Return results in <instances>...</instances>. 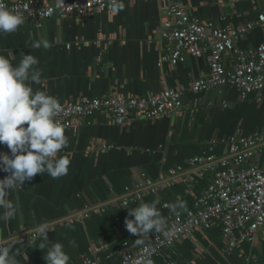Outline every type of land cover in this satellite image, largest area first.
Instances as JSON below:
<instances>
[{"label": "crops", "instance_id": "1", "mask_svg": "<svg viewBox=\"0 0 264 264\" xmlns=\"http://www.w3.org/2000/svg\"><path fill=\"white\" fill-rule=\"evenodd\" d=\"M167 1L134 0L120 11L90 13L83 22L56 17L39 24L29 20L16 32L0 35V52L15 55L14 64L21 52L38 58L42 76L40 83L32 86L34 90L47 91L58 101L113 92L127 97L145 96L167 87L184 89L183 109L172 118H141L118 125L108 115L94 113L89 124L65 129L68 146L60 154L70 155L68 174L53 179L43 173L25 181L9 195L18 209L17 216L0 221L5 241L18 237L10 243L19 264H46L47 248H36L39 239L35 243L21 240L44 221L52 227L49 240L64 245L70 257L68 264H82L81 256L90 254L94 246L115 249L123 242L137 245L136 236L125 227V219L132 218L128 209L158 198L164 217L173 211L169 208L164 213L163 202L179 201L185 208L177 211L191 210L192 195L202 192L209 178L207 174L199 177L197 167L178 172L162 181L156 193L146 194L127 209L121 204L125 190L141 181L142 174L156 180L160 173L167 174L172 168L181 166L186 170L191 158L209 153L214 139L264 133V88L261 100L255 94L242 99L229 85L200 92L187 89L193 80L208 73L209 53L188 56L184 63L174 66H158L161 54L167 52L166 41L159 36ZM182 1L192 15L202 20L223 18L221 25L227 28L264 14V0ZM263 40L264 23L247 32L235 46L254 48ZM37 44L40 47L34 46ZM100 142L112 147L102 151ZM225 149V145L217 144L212 152L221 155ZM0 150L10 153L6 145H0ZM250 161L264 166V149L253 154ZM188 173L192 178L185 183L183 176ZM6 175L0 171V179ZM84 213L89 215L83 217ZM239 233L236 230L235 234ZM225 247L220 230L196 229L190 237L174 244L173 256L177 264H245L244 256L250 254L264 263L260 239L252 244L239 242L229 252ZM97 257L99 264H112L116 259L104 252ZM155 263L165 264L161 257L155 258Z\"/></svg>", "mask_w": 264, "mask_h": 264}, {"label": "built area", "instance_id": "2", "mask_svg": "<svg viewBox=\"0 0 264 264\" xmlns=\"http://www.w3.org/2000/svg\"><path fill=\"white\" fill-rule=\"evenodd\" d=\"M134 0H2L9 8L22 12L25 21L33 20L39 24L42 20L56 17L59 20L71 18L83 22L90 13L114 12L122 4L123 8ZM163 20L159 28L160 38L166 41L167 52L161 54L158 66L167 63L174 66L184 63L188 56L208 59L209 71L193 80L188 90L200 92L229 85L239 92L241 98L255 94L258 100L263 98L264 88V40L254 48L239 49L236 41L255 26L264 23V14L257 19L235 27L221 25L219 20H202L192 15L182 0H169L162 11ZM184 89L181 86L167 87L145 96H122L117 93L103 94L98 97H78L59 101L60 111L55 119L65 129L89 124L94 113L106 114L118 125L141 118L154 120L172 118L183 109ZM217 144L225 145V152L214 154ZM100 150L112 146L98 143ZM209 153L195 156L185 167L170 169L167 174L160 173L156 180L142 174V180L132 188L125 190L121 204L128 206L137 203L148 193H156L161 182L197 167L199 177L209 175L205 188L199 194H193L191 210L169 211L168 202H163L161 210L169 225L167 235L153 233L144 245H129L123 242L119 248L109 249L99 245L92 247L90 254L81 256L82 264H99L97 254L104 252L114 257L112 264L155 263L161 257L165 264H177L174 260V244L182 238L190 237L194 230H220L226 251H231L239 242L254 243L262 240L264 258V166L250 161L253 154L264 149V133L255 132L248 137L233 135L229 138L214 139L209 144ZM192 177L183 176L185 183ZM160 183V184H159ZM187 192L189 189H187ZM89 213H84L87 217ZM239 230L238 235L235 234ZM35 233L22 236L21 240H33ZM245 264H264L256 256H244Z\"/></svg>", "mask_w": 264, "mask_h": 264}, {"label": "clouds", "instance_id": "3", "mask_svg": "<svg viewBox=\"0 0 264 264\" xmlns=\"http://www.w3.org/2000/svg\"><path fill=\"white\" fill-rule=\"evenodd\" d=\"M122 9L120 4L115 10ZM24 22L21 11L7 7L0 0V35L16 32ZM34 46L40 47L38 44ZM14 59L12 53L0 52V145H6L10 150V153L0 150V171L7 173L0 179V209L3 210L0 221L5 222L18 214L16 205L9 199L11 192L37 174L47 173L53 179L66 176L71 163L69 154H60L67 148L68 138L64 126L55 119L61 107L58 99L45 90H34L32 86L39 84L42 76L38 58L21 52L15 64ZM158 204L157 198L132 209L125 206L132 217L125 219V227L136 236L137 245H144L150 232L167 235L169 225ZM167 207L176 212L185 208V204L177 201ZM51 230L50 223L41 222L32 230L36 234L32 242L39 239L36 248H47L46 264H68L70 257L64 245L49 240ZM12 239L18 237L5 241L0 234V264H19L12 254ZM147 264L152 261L148 260Z\"/></svg>", "mask_w": 264, "mask_h": 264}]
</instances>
